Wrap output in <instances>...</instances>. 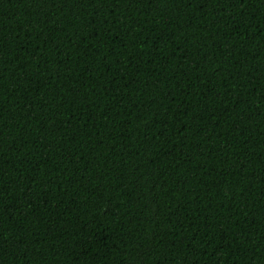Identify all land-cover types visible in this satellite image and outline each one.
<instances>
[{
	"label": "trees",
	"instance_id": "1",
	"mask_svg": "<svg viewBox=\"0 0 264 264\" xmlns=\"http://www.w3.org/2000/svg\"><path fill=\"white\" fill-rule=\"evenodd\" d=\"M0 264H264V0H0Z\"/></svg>",
	"mask_w": 264,
	"mask_h": 264
}]
</instances>
